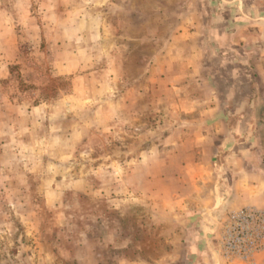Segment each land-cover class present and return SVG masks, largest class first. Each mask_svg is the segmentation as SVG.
I'll return each instance as SVG.
<instances>
[{"label":"rangeland","instance_id":"obj_1","mask_svg":"<svg viewBox=\"0 0 264 264\" xmlns=\"http://www.w3.org/2000/svg\"><path fill=\"white\" fill-rule=\"evenodd\" d=\"M184 2L0 0V264H251L264 253L227 256L219 225L235 211L211 209L229 185L221 145H255L246 108L264 78L227 38L210 40L207 4L200 36L182 38L197 28ZM239 124L251 135L235 138Z\"/></svg>","mask_w":264,"mask_h":264},{"label":"crops","instance_id":"obj_2","mask_svg":"<svg viewBox=\"0 0 264 264\" xmlns=\"http://www.w3.org/2000/svg\"><path fill=\"white\" fill-rule=\"evenodd\" d=\"M184 1H186L184 2L185 5L194 7L196 10V13H192L188 16H190V19L194 18L196 20L198 29H182V38L191 40L192 38L200 36L199 33H201V30H199V25L203 22V18L201 16L202 11L199 7L207 4L213 8L209 19V22L212 23L213 26L211 31H209L210 35H208L209 38H211L210 40H214L219 36L227 38L230 43L229 47H232L227 52L242 53L244 57L240 59V62H244V66L248 65L249 67H255L259 71L261 77L264 78V0ZM221 47L222 46H215L214 49L222 52V48L224 47ZM199 51L200 49L198 52ZM252 52L258 55L255 63H249V61H247L250 58L249 55L253 54ZM192 63L191 69L201 71L200 74L198 73V75H196L197 79H201L204 82V64L202 62ZM223 114L221 110L219 111L217 108H214L212 116L214 117L213 119H218V117L222 118ZM250 129L252 130L251 125L243 127L242 124H239L236 130H232L231 134H233L235 138L241 133L247 134V132H249L251 135L252 132ZM249 144L248 146L246 145V149L239 148V144L236 141H232L230 145H221L226 155L223 157L224 164H220V166L226 167L227 170L224 177H221L222 180H220L219 183L226 181L229 185H222L220 187L221 191L219 190V195L215 196L217 201L215 205L212 206V210L217 211V209L220 208L222 211H237L244 207L264 208L263 174L260 173L259 170L254 172L252 169H248V164H251L252 161L250 162L248 158H246L247 155L245 156L240 152L242 149H245L247 154L248 151L251 152L254 143L252 142ZM230 150H236L237 154L226 152ZM200 258L203 263H208V259L205 256H200ZM251 264H264V253L255 255Z\"/></svg>","mask_w":264,"mask_h":264},{"label":"built area","instance_id":"obj_3","mask_svg":"<svg viewBox=\"0 0 264 264\" xmlns=\"http://www.w3.org/2000/svg\"><path fill=\"white\" fill-rule=\"evenodd\" d=\"M219 225V240L224 253L237 255L239 259L250 261V256L264 249V212L253 208H243L229 212Z\"/></svg>","mask_w":264,"mask_h":264},{"label":"trees","instance_id":"obj_4","mask_svg":"<svg viewBox=\"0 0 264 264\" xmlns=\"http://www.w3.org/2000/svg\"><path fill=\"white\" fill-rule=\"evenodd\" d=\"M256 103V105H255ZM247 112H252L253 115V129H254V138L255 145L251 151V157L255 159L256 155L259 153L261 157L258 162L264 165V96L252 97L248 100ZM254 112V113H253ZM223 114V112H222ZM240 113H238L239 115ZM243 115V114H242ZM241 116V115H240ZM222 119L226 121L227 116L225 113L222 116Z\"/></svg>","mask_w":264,"mask_h":264}]
</instances>
